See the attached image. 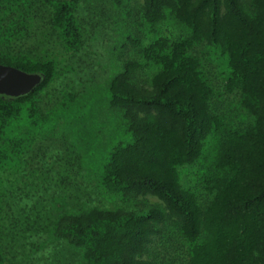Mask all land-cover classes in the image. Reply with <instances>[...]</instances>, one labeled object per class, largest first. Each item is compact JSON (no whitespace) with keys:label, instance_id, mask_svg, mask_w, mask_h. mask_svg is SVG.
<instances>
[{"label":"trees","instance_id":"16d2710c","mask_svg":"<svg viewBox=\"0 0 264 264\" xmlns=\"http://www.w3.org/2000/svg\"><path fill=\"white\" fill-rule=\"evenodd\" d=\"M88 1L0 0V63L45 74L0 93V264H264V0H112L138 32L106 90L133 140L86 179L64 127L99 67L71 74Z\"/></svg>","mask_w":264,"mask_h":264},{"label":"rangeland","instance_id":"374dc122","mask_svg":"<svg viewBox=\"0 0 264 264\" xmlns=\"http://www.w3.org/2000/svg\"><path fill=\"white\" fill-rule=\"evenodd\" d=\"M97 1L86 2L78 11L88 29L95 27L94 36L96 39L90 40L93 42V46L90 47L91 52L87 51L89 55H80L79 62L76 63L79 73L71 74L78 83L81 76H85L87 71H92L93 66L91 68L90 63L93 61L95 67L98 63V71L92 83L87 84L84 82L83 90L79 91L77 95L79 101L75 112H72L75 113V116L64 127L67 132L71 133V137L79 149L78 154L81 157L83 167L81 174L86 179L89 176H96L97 170L105 164L106 158L116 144H125L133 140L131 131L128 129V121L124 118L122 111L109 106L106 90L109 87L111 78L123 70V62L120 59L123 58L124 51L122 47L124 42L129 36L133 37L138 32L129 26L133 18L130 17L129 22L125 19L126 13L124 11L128 9L127 6L125 9L123 5L118 6L112 0ZM94 2L98 7H94ZM138 2L139 0H128L127 5L136 8ZM133 14L135 15V12ZM142 27L141 32L150 34L151 37L155 36L156 33L153 31L148 33V29L153 28L149 24H147V27L145 25ZM62 130L63 128L60 126L56 129V133L61 134ZM51 150L50 157H47H49L48 162L52 168L51 184L55 186L57 182L63 183V174H57L56 168L52 166L59 151L55 147H51ZM57 188L56 184L55 189ZM57 190H60V188ZM35 198L48 206L51 201V193L43 192L37 194ZM35 209L39 217L46 215V210L42 205ZM49 256L53 255L47 251L42 252L41 259L33 257L28 264H51V261L48 260Z\"/></svg>","mask_w":264,"mask_h":264},{"label":"water","instance_id":"95a60500","mask_svg":"<svg viewBox=\"0 0 264 264\" xmlns=\"http://www.w3.org/2000/svg\"><path fill=\"white\" fill-rule=\"evenodd\" d=\"M45 74L28 72L13 65L0 63V93L22 96L33 91L42 83Z\"/></svg>","mask_w":264,"mask_h":264}]
</instances>
